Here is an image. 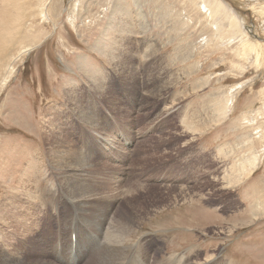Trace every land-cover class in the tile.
<instances>
[{"label": "rangeland", "instance_id": "rangeland-1", "mask_svg": "<svg viewBox=\"0 0 264 264\" xmlns=\"http://www.w3.org/2000/svg\"><path fill=\"white\" fill-rule=\"evenodd\" d=\"M222 2L258 63L214 38L206 0H0V32L17 5L34 46L0 85V258L96 263L99 225L52 166L66 145L129 220L117 264H264V0Z\"/></svg>", "mask_w": 264, "mask_h": 264}, {"label": "bare ground", "instance_id": "bare-ground-1", "mask_svg": "<svg viewBox=\"0 0 264 264\" xmlns=\"http://www.w3.org/2000/svg\"><path fill=\"white\" fill-rule=\"evenodd\" d=\"M199 5L196 4V6H195L196 11L205 12L206 17L209 18L208 19V26L210 28H211V26H213L215 28V30H217V31H213L214 38L217 37L216 39L218 41H221L222 38H224L226 36L221 31L226 32L225 30H227V28H228L229 32H226L227 33L226 38L228 39L229 43L232 41H235L237 38H240L241 36L244 37V39L241 40L240 44L237 47V50H238L237 55L241 59L246 57L247 59H251V61L254 62L255 64L261 60L262 53L260 51L256 50L255 45H254L256 43L254 41H251L249 39V36H248L249 34L254 35L253 32L251 30H249V28H247L246 25H244L241 21L236 20V18H234V17H232L233 19L230 18V14H229L228 10L226 9V8H228L227 4L222 2V0H206V4H199ZM12 9H13V11H15L16 14H17V12L19 13V15L17 16L18 22L16 23L15 26H13L9 29L10 31L6 35H3L4 31L0 32V44H2L3 48H7V49L11 48L12 50L10 51V53L13 51L7 59L0 58V77H1L0 78V85L2 83L7 82V80L9 79V76L11 74H14V73H12V71H13L12 65L15 64L14 62L16 61V59L20 55L29 52V50L31 48V47H29V49H28V48H26L27 46H23L22 41L24 39H22V37L18 31H14L17 29V27H21L24 25V23L22 22L23 20L21 18L22 15H20V14H22L21 13L22 10H20L17 5L14 6ZM52 9L53 8H51V10ZM48 10H50V9H48ZM115 11L119 15L118 6H115ZM227 20H229L228 23H227ZM1 29H4V27H2ZM236 29L238 31H236ZM207 32H209V31H207ZM239 33H240V35L238 36ZM253 51H254V53H253L252 57H250ZM2 72H3V74H2ZM72 99H74V98H72ZM81 116H82V114H80V117ZM86 119H87V117L84 118V121H86ZM86 123L88 124L87 121H86ZM72 151H77V150L76 149L70 150V149H68V147L66 145L64 147L61 146L60 148H58V150H56L52 153L53 156L59 157V159H56V163H58V164L55 165L52 163V166L56 167V168H54V170L58 173L59 179H61V182L66 186L67 190H69V192H71V194L73 195L72 197L75 199V202L78 203L81 207H83L86 212H88V210H86V209L91 208V211L93 212V215L96 219L94 222L97 225H99L98 226L100 228L99 233H101V235H103V236H102V238H99L101 240H99L97 238L98 240L95 239L93 241L95 249L97 247H99L98 251H97L98 255L94 256L96 263L97 264H105V261H107V260H109V261L112 260V262L114 263L115 260H117V258L121 257V259H122L124 256L125 249L130 247V246L127 247L124 244L125 239L128 237V235L130 233L129 225H123V224L129 223V220L128 221L125 220L126 222L123 221L124 222L123 224H121L120 220L118 222H113L114 217L113 216L110 217L108 215V213H112V212H110V210L112 209L113 205H109L107 211L103 209L106 206V204H108L106 197L95 194L94 189L90 185L87 184V177H86L85 172H84L85 171L84 169L86 168L85 164L80 165V164H77L75 161L68 159L69 157H72V154H71ZM64 158H65V160L61 161ZM39 180H40V178H39ZM96 207H99V209L102 207L101 208L102 210L100 211V213L98 211L99 209ZM94 217L91 216V218H94ZM107 222H108V224H107ZM96 242L99 243L98 246H97ZM8 244H5V243L0 241V247H7ZM74 247H75V243H74V246H72L70 249H72ZM55 251L62 255V253H61L62 250L60 247H56ZM91 251H93V250H91ZM92 253H91V255H92ZM99 254H102V255H99ZM91 255H90V257L93 256V255L92 256ZM127 256H125V257H127ZM182 258H183V256H182ZM118 260H120V258ZM118 260H117L116 264L119 263ZM0 264H48V263L45 261L44 257L39 258L36 261H30V260H26L25 257H23V256H17V257L9 256L6 258H0ZM107 264H109V263H107ZM141 264H145V263L141 262Z\"/></svg>", "mask_w": 264, "mask_h": 264}]
</instances>
